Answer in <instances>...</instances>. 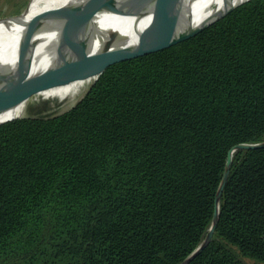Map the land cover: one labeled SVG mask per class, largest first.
I'll return each mask as SVG.
<instances>
[{"label":"trees","instance_id":"trees-1","mask_svg":"<svg viewBox=\"0 0 264 264\" xmlns=\"http://www.w3.org/2000/svg\"><path fill=\"white\" fill-rule=\"evenodd\" d=\"M264 141V0L101 72L52 117L0 125V264H180L231 149ZM264 263V148L233 156L189 264Z\"/></svg>","mask_w":264,"mask_h":264},{"label":"water","instance_id":"water-1","mask_svg":"<svg viewBox=\"0 0 264 264\" xmlns=\"http://www.w3.org/2000/svg\"><path fill=\"white\" fill-rule=\"evenodd\" d=\"M27 8L14 16L1 19L4 28L21 22L30 11ZM205 0H86L78 10L65 17L57 18L38 29L28 43L17 52L15 63L0 67V110L11 102L29 100L38 91L66 83L86 75L101 74L109 66L126 60L158 52L186 41L237 7L250 0H240L226 5L213 16L195 22V16L203 8ZM195 8L197 11H195ZM109 14L134 16L138 21L145 16L166 15L158 34L146 41L132 43L117 34L102 38L99 32ZM60 45L50 61L41 66L44 58L41 50ZM21 117L0 121V125ZM264 148V141L243 143L229 152L224 175L215 199V213L206 236L197 249L182 263L189 264L213 240L220 217V204L227 184L235 152Z\"/></svg>","mask_w":264,"mask_h":264},{"label":"bare ground","instance_id":"bare-ground-1","mask_svg":"<svg viewBox=\"0 0 264 264\" xmlns=\"http://www.w3.org/2000/svg\"><path fill=\"white\" fill-rule=\"evenodd\" d=\"M84 1L86 0H34L28 15L21 22L4 28L2 26L4 21L0 19V67L4 64L15 63L17 52L28 43L38 29L57 18L72 14ZM237 1L240 0H205L202 11L195 16V22L198 24L205 19L207 13H209L208 16H213L218 10ZM144 2L147 3L148 0ZM195 11H197L196 8ZM165 18L166 15H159L155 18L152 15L145 16L138 21V29H136L137 22L134 16L109 14L104 19L99 32L102 38L117 34L129 39L132 43H138L155 37ZM59 47L60 45H55L41 50L44 58L40 65L47 64ZM27 102L28 100L4 105L0 110V121L22 117L26 111Z\"/></svg>","mask_w":264,"mask_h":264},{"label":"rangeland","instance_id":"rangeland-1","mask_svg":"<svg viewBox=\"0 0 264 264\" xmlns=\"http://www.w3.org/2000/svg\"><path fill=\"white\" fill-rule=\"evenodd\" d=\"M30 1L0 0V19L23 12ZM98 76L99 73L90 74L38 91L28 100L22 117H52L68 111L83 98ZM241 258L246 264H264L250 258Z\"/></svg>","mask_w":264,"mask_h":264}]
</instances>
